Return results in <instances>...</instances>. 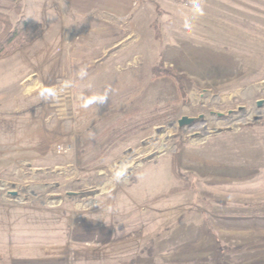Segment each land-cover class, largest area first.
<instances>
[{
	"label": "rangeland",
	"instance_id": "rangeland-1",
	"mask_svg": "<svg viewBox=\"0 0 264 264\" xmlns=\"http://www.w3.org/2000/svg\"><path fill=\"white\" fill-rule=\"evenodd\" d=\"M162 1L106 47L0 55V264H264V0ZM26 2L0 0L13 28Z\"/></svg>",
	"mask_w": 264,
	"mask_h": 264
},
{
	"label": "crops",
	"instance_id": "crops-1",
	"mask_svg": "<svg viewBox=\"0 0 264 264\" xmlns=\"http://www.w3.org/2000/svg\"><path fill=\"white\" fill-rule=\"evenodd\" d=\"M29 1H30L29 3L26 2V6L24 7L23 12L29 11L31 19H29L28 21L41 24L42 34L43 33L51 34L56 32L57 33L65 32L68 34L89 32L92 34H96L97 36H95L94 40L92 38H88L89 41L92 40L91 41L92 44H86L85 46H83L88 49H94V47L96 48V47L108 46V44L114 40L113 37H116L117 34L121 31V29L127 26V23L131 25V27H133L134 29L135 28L134 25H137L138 22H141L140 20H144L143 17H145L144 14L146 9L149 7V5H154L155 2V0H146L142 4L143 7H141L144 10V14H142L143 12L139 11V9H141L139 7L142 5L133 6L131 0H29ZM168 1L169 0H163L162 2L166 4L168 3ZM36 15L42 18H39ZM85 28H87V30H85ZM136 41L137 43L135 45L133 44L134 46L132 48L138 50L137 51L138 55L140 56L145 55V53L140 51V48L137 47L142 41H138V40ZM106 42L109 43L107 44ZM146 43L147 44L151 43L152 47H156L157 45V47L159 48V45L156 44V41L146 42ZM147 44L144 45L142 44V47L144 48ZM71 47L73 48L72 50L75 51L74 48L77 46H75L74 43L72 42ZM40 48H50V47H46L40 44ZM57 58L58 57H55L54 59ZM76 61H77L76 58L73 57L72 65L80 63ZM45 62L50 63L52 65L59 64V62L58 61L55 62V60L52 62H47V61ZM71 77L73 78L74 81L73 88L77 90L79 88L80 79L78 77V72H74L73 68L71 71ZM56 102L57 101H55V103ZM62 107L63 106H61V103H59L57 109L60 110L62 109ZM260 222L264 224V217L263 220H260Z\"/></svg>",
	"mask_w": 264,
	"mask_h": 264
},
{
	"label": "trees",
	"instance_id": "trees-1",
	"mask_svg": "<svg viewBox=\"0 0 264 264\" xmlns=\"http://www.w3.org/2000/svg\"><path fill=\"white\" fill-rule=\"evenodd\" d=\"M157 27L155 29L156 35L159 33ZM41 31V24L27 21H24L21 27L13 28L8 20V16L0 12V55L7 54L15 47L25 45L32 41ZM179 89L183 91L181 84L179 85ZM221 248V246H218V249Z\"/></svg>",
	"mask_w": 264,
	"mask_h": 264
},
{
	"label": "clouds",
	"instance_id": "clouds-1",
	"mask_svg": "<svg viewBox=\"0 0 264 264\" xmlns=\"http://www.w3.org/2000/svg\"><path fill=\"white\" fill-rule=\"evenodd\" d=\"M185 25L186 26H189V21L186 20L185 21ZM88 76V72H87V69L86 68H81L78 72V77L80 80H84L86 77ZM73 86V81L72 80H64L60 83V89L59 91L60 92H63L65 91L66 89L68 88H71ZM86 88H92L93 85L91 82H88L86 85H85ZM110 90H105L103 94H97V95H94L92 96L91 98H88L87 102L84 103L82 106L83 107H88L90 104H103L105 103V101L108 99V92ZM124 176V172L123 171H119V172H116L114 173V176H113V179L117 182L120 181V179Z\"/></svg>",
	"mask_w": 264,
	"mask_h": 264
},
{
	"label": "built area",
	"instance_id": "built-area-1",
	"mask_svg": "<svg viewBox=\"0 0 264 264\" xmlns=\"http://www.w3.org/2000/svg\"><path fill=\"white\" fill-rule=\"evenodd\" d=\"M141 0H132V4L133 5H138V3H140ZM176 2H178L179 4H181L184 7H196L198 5V3L200 2V0H176Z\"/></svg>",
	"mask_w": 264,
	"mask_h": 264
},
{
	"label": "water",
	"instance_id": "water-1",
	"mask_svg": "<svg viewBox=\"0 0 264 264\" xmlns=\"http://www.w3.org/2000/svg\"><path fill=\"white\" fill-rule=\"evenodd\" d=\"M258 104L260 105L261 103L259 102ZM195 120H196L195 117L181 116V117L177 120V125H178V127H182V126H184V125H190V124H192Z\"/></svg>",
	"mask_w": 264,
	"mask_h": 264
}]
</instances>
